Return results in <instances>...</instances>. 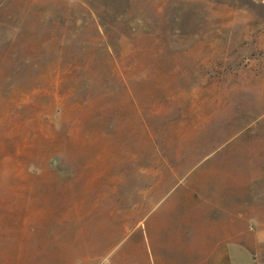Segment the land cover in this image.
<instances>
[{
    "label": "rangeland",
    "instance_id": "374dc122",
    "mask_svg": "<svg viewBox=\"0 0 264 264\" xmlns=\"http://www.w3.org/2000/svg\"><path fill=\"white\" fill-rule=\"evenodd\" d=\"M172 201L264 264V0H0V264H111Z\"/></svg>",
    "mask_w": 264,
    "mask_h": 264
},
{
    "label": "crops",
    "instance_id": "0c3cea01",
    "mask_svg": "<svg viewBox=\"0 0 264 264\" xmlns=\"http://www.w3.org/2000/svg\"><path fill=\"white\" fill-rule=\"evenodd\" d=\"M172 203V206L167 204L164 211L150 207L144 221L127 233L130 238L132 235L133 238L138 237L139 243L134 240L119 243L118 249L123 246L120 251L116 249L109 253L111 264H255L254 253L243 238L246 230L232 231L229 208H210L185 201ZM178 205H187V214L190 215L182 219L179 218L181 214L176 212L173 228L168 227L172 233L164 239L161 237L164 227L161 223L165 217L174 221L169 216H174L171 211L176 210ZM192 215L204 224L197 225ZM186 222L192 227L195 222L193 233L182 231L189 227ZM150 240L154 244L153 249ZM166 250L169 252L166 253Z\"/></svg>",
    "mask_w": 264,
    "mask_h": 264
}]
</instances>
